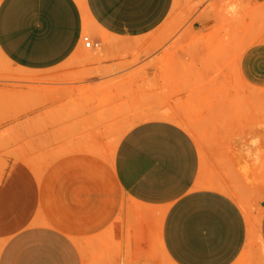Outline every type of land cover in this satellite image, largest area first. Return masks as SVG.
Here are the masks:
<instances>
[{"label": "crops", "instance_id": "obj_1", "mask_svg": "<svg viewBox=\"0 0 264 264\" xmlns=\"http://www.w3.org/2000/svg\"><path fill=\"white\" fill-rule=\"evenodd\" d=\"M188 49L206 138L186 92L128 127L134 53L183 89ZM0 55V264H264V0H0Z\"/></svg>", "mask_w": 264, "mask_h": 264}, {"label": "rangeland", "instance_id": "obj_2", "mask_svg": "<svg viewBox=\"0 0 264 264\" xmlns=\"http://www.w3.org/2000/svg\"><path fill=\"white\" fill-rule=\"evenodd\" d=\"M79 1L82 3V0ZM85 34L91 37L96 44L97 41L94 39L92 34L90 33H85ZM90 52H92V50H90ZM134 54H136V56L134 61L132 62V65L130 66L138 69L133 72L132 76L128 77V81L131 80L129 83H136L138 87L122 88L120 89V93H119L123 96H128L130 98L133 97L138 101L137 107L135 106L133 107L132 110L131 109L128 110V116L132 117V119L128 121V127H132L134 125L156 119L154 113H157L158 110H160L161 108H165L166 110L167 109L166 105L171 106L168 104L159 103L160 101L161 102L163 101V98L172 100L174 98H178V96L181 93L186 92L188 100L185 105L178 104L176 106V109H174V107L171 106V111L173 113L170 115L173 117V119H170V121L178 125H181L185 129H187L192 134L193 137H196L197 134L199 141L202 140L203 138H206L207 135H205V133L207 132L209 133L211 127V121L207 119L209 118V109H207L208 114L205 119H201V113L203 112L202 109L205 106L209 107V105H201L195 103V101L198 100L199 97L201 96H211L214 92V88H212L211 86L212 73L210 71V62L208 61L203 63L201 60H199L196 64L195 63L196 58L194 57L193 50L189 51L187 68L190 70L184 73L186 75V79H185L186 81L184 83L186 84V87H184L183 89L178 88V83H179L178 76L180 74L178 71L177 72L171 71V72L162 73L165 75L166 86L165 88L161 89L156 86V83L151 84L150 87L147 86L148 78L146 71V60H147L146 53L144 51L143 52L141 51L138 53L135 52ZM148 92H150L151 95L150 105H148L147 103ZM249 95L264 96V94H259V93H250ZM153 96L155 97V101H153ZM197 115L199 116L198 121L195 119V116ZM263 125H264V116H262L261 126ZM255 193L256 192H253L251 190L252 200H250V205L251 208L253 207L255 208V212L259 213L263 211V208H262L261 200L257 196H255ZM247 197L248 196L246 195L245 198ZM248 218L250 220L252 227H255L257 223L260 222L259 215L253 216V214L250 215L248 214Z\"/></svg>", "mask_w": 264, "mask_h": 264}, {"label": "built area", "instance_id": "obj_3", "mask_svg": "<svg viewBox=\"0 0 264 264\" xmlns=\"http://www.w3.org/2000/svg\"><path fill=\"white\" fill-rule=\"evenodd\" d=\"M83 44H84V47H85L86 49H93V48L96 47L95 42L92 40L91 37H89V36H87V35H85V36L83 37Z\"/></svg>", "mask_w": 264, "mask_h": 264}, {"label": "clouds", "instance_id": "obj_4", "mask_svg": "<svg viewBox=\"0 0 264 264\" xmlns=\"http://www.w3.org/2000/svg\"><path fill=\"white\" fill-rule=\"evenodd\" d=\"M229 12L232 13L233 15L238 13V7L237 4H232L231 7L229 8Z\"/></svg>", "mask_w": 264, "mask_h": 264}, {"label": "bare ground", "instance_id": "obj_5", "mask_svg": "<svg viewBox=\"0 0 264 264\" xmlns=\"http://www.w3.org/2000/svg\"><path fill=\"white\" fill-rule=\"evenodd\" d=\"M139 49H140V48H139ZM139 49H138V50H139ZM138 52H139V51H138ZM132 54H133V53H132ZM123 64H124V63H123ZM119 65H120V64H119ZM129 66H130V65H129ZM121 67H122V66H121ZM143 67H144V66H143ZM119 79H120V78H119ZM127 81H128V80H127ZM132 82H133V81H132Z\"/></svg>", "mask_w": 264, "mask_h": 264}]
</instances>
